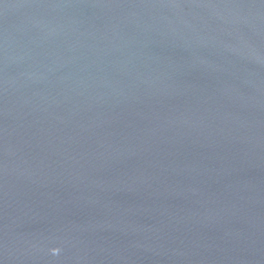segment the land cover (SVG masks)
I'll list each match as a JSON object with an SVG mask.
<instances>
[{
  "label": "water",
  "instance_id": "water-1",
  "mask_svg": "<svg viewBox=\"0 0 264 264\" xmlns=\"http://www.w3.org/2000/svg\"><path fill=\"white\" fill-rule=\"evenodd\" d=\"M0 264H264V0H0Z\"/></svg>",
  "mask_w": 264,
  "mask_h": 264
}]
</instances>
